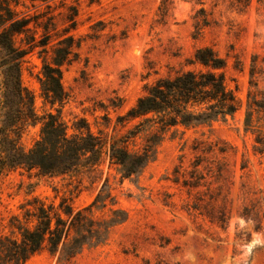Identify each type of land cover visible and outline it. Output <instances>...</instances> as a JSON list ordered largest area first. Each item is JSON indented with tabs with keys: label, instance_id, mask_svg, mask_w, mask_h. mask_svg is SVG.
<instances>
[{
	"label": "rangeland",
	"instance_id": "374dc122",
	"mask_svg": "<svg viewBox=\"0 0 264 264\" xmlns=\"http://www.w3.org/2000/svg\"><path fill=\"white\" fill-rule=\"evenodd\" d=\"M161 4L12 2L18 15L29 19L27 30L14 36L28 51L22 81L34 96L37 115L19 140L25 150L41 139L49 114L60 117L68 134L86 125L107 139V150L113 140L123 143L138 120L121 117L158 79L206 69L195 60L204 46L226 59V83L241 103L226 122L170 128L138 177H123L109 153L98 164L68 174L4 169L2 235L18 236L19 223L34 226L33 213L42 202L61 214L62 200L75 211L88 207L104 185L111 194L107 206L94 208L92 216L112 219L116 209L128 213L105 242L71 259L47 246L25 264H264V0H170L166 11ZM67 37L73 45L61 65L65 98L53 103L44 91V66L56 65V52ZM1 80L0 71V98ZM151 131L125 145L142 152Z\"/></svg>",
	"mask_w": 264,
	"mask_h": 264
},
{
	"label": "trees",
	"instance_id": "16d2710c",
	"mask_svg": "<svg viewBox=\"0 0 264 264\" xmlns=\"http://www.w3.org/2000/svg\"><path fill=\"white\" fill-rule=\"evenodd\" d=\"M13 1L0 0V172L6 168L22 167L37 169L44 176L68 174L81 167L98 164L102 155L109 153L111 162L122 167L123 177H138L155 158L157 146L170 128L226 122L241 107L234 90L226 83V59L212 47L204 46L196 51L195 60L206 69L188 70L158 79L121 117L128 121L138 120L123 143L113 140L107 150V139L94 134L86 125L77 127L79 132L68 134L60 117L49 114L41 139L25 150L19 140L25 126L37 119V115L34 96L22 81V64L28 51L14 41L16 34L27 30L29 19L18 15L12 6ZM196 1L204 3V0ZM169 3L170 0H162L161 10L166 11ZM46 43L44 41L41 45ZM64 43L66 45L56 52V65L46 64L43 71L44 91L53 103L62 102L65 98L61 65L71 53L73 38L67 37ZM258 106L263 107L259 103ZM247 122L249 124V118ZM149 129L152 131L143 151H130L125 142ZM262 140L258 139V142L263 143ZM110 195L107 185H104L88 207L77 211L67 200H62L60 210L66 217L54 205L46 206L42 202L33 213L37 221L34 226L19 223L18 236L0 234V264H25L32 255L47 246L53 253L61 249L64 257L71 259L85 247L105 242L110 229L128 218L123 209H116L112 219L99 220L92 216L94 208L107 206ZM25 215L29 216V211ZM72 232L74 235L70 237Z\"/></svg>",
	"mask_w": 264,
	"mask_h": 264
}]
</instances>
